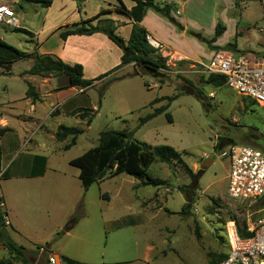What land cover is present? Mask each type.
<instances>
[{"label":"rangeland","instance_id":"1","mask_svg":"<svg viewBox=\"0 0 264 264\" xmlns=\"http://www.w3.org/2000/svg\"><path fill=\"white\" fill-rule=\"evenodd\" d=\"M84 1L89 8L97 3ZM172 6L177 25L172 24L180 35L173 36V44L195 55L194 58H183L164 43L154 46L148 35L152 47L157 49L152 55L167 57L166 69L149 72L142 65L120 66L119 61L92 87H77L74 99L61 108L60 125L84 130L76 145L64 150L70 136L59 142L52 139L50 133H56L50 129L55 124L54 117L45 123V128L50 129L47 140L41 135L44 129L34 140L45 141L44 149L53 155L51 167L65 174L73 186V173L78 174L79 169L72 166L70 160L97 146L101 131L134 130L133 137L140 141L175 147L194 173H202L193 204L183 210L186 198L181 187L191 184L184 164L156 160L148 168L147 178L158 181V186L142 185L138 179L122 173L93 184L87 191L82 188L84 207L77 222L66 229L73 219L74 205L62 226L47 237L43 245L48 244L53 250L60 245L73 258L89 264H211L228 252L226 223L231 219L243 221V209L226 196L228 162L221 153L233 143L255 146L264 152V106L237 94L227 85L216 87L206 83L202 62L207 63L214 52L220 51L264 53V0H179ZM218 25L222 34L215 38ZM1 35L20 49L26 43L32 44L28 34L5 23H0ZM165 49L173 57L167 56ZM33 62L25 58L9 71L0 69V112L1 104L10 98L20 103L17 110L25 108L22 98L30 82L24 81L19 73ZM41 77L35 78V85L40 81L44 83ZM57 79L58 84L68 82L65 75ZM68 90L65 93L69 94ZM186 92L192 94H183ZM176 94L180 96L165 112L140 126L142 117L166 105L169 102L166 97ZM156 98L162 100L152 103ZM49 100L43 105L47 112L52 110ZM90 104L96 105L97 111L89 127L81 117L68 112L69 106L82 109ZM56 111L53 110V116L57 115ZM167 112L172 116V123L167 120ZM27 127L34 130L37 125L30 121ZM20 132L24 134L23 128ZM26 144L28 140L23 139L20 147L23 154L16 161L14 171L19 170L25 153L37 152L29 151ZM209 158L213 161L204 165ZM9 159L7 156L5 163ZM68 196L64 193L60 207L71 206ZM9 233L12 238L15 236L10 229ZM21 245L28 249L32 259L36 258L35 263L29 264H48L42 249L35 253L34 243L22 241ZM0 260L5 264H23L1 243Z\"/></svg>","mask_w":264,"mask_h":264},{"label":"crops","instance_id":"2","mask_svg":"<svg viewBox=\"0 0 264 264\" xmlns=\"http://www.w3.org/2000/svg\"><path fill=\"white\" fill-rule=\"evenodd\" d=\"M123 1L128 8L135 5L133 0ZM177 1L179 0H156L159 4H169L171 6L173 2ZM95 2L97 3L89 8L86 2L82 0L81 9H79L76 0H53L49 7H41L34 3H23L20 5L21 0H0L1 5H8L14 9L19 20L15 30L22 28L32 32L33 36L29 35V41L32 44L27 45L26 43L21 50L28 53L53 54L72 65L80 63L83 65L86 79H94L104 74L113 65H117L119 61L121 64L122 49L104 33L97 32L91 35L71 34L66 39H63L61 38V32L72 29L75 24L99 15L105 9H109V12L102 14L100 17L112 19L117 27V33L124 39H129L133 28L132 20L115 9L118 5L117 0H95ZM140 24L147 29L152 43V39L156 40L158 45L164 43L172 50L171 52L178 51L184 56L183 58L195 57V55H191V53L178 48V45L173 44V36L177 38L180 35L173 27V24L161 14L149 9ZM164 30L169 33H165ZM0 39L8 42L4 35H1ZM153 44L156 45L155 43ZM18 47L20 46L18 45ZM164 51L167 56L173 57L170 51H167V49ZM26 59L34 61L32 57ZM21 60L15 61L11 68ZM31 67L21 71L19 76L37 88L41 99L33 103L26 96V89L25 96L22 98L23 103L21 102L22 107L25 108L22 110H17L20 103L12 98L1 104L3 107L0 112V126L5 131L0 137L2 151L0 192L3 197L2 209L8 218L6 225L8 229L15 233L13 240L18 244L26 241L35 245H43V243H46L47 237H50L56 229L60 228L67 215L72 213L74 205H77L81 199L82 188L84 189V187L79 178V173H73L74 183L72 186L65 174H61L59 169L51 167L50 162L53 155L48 152V149H44L45 141L43 139L34 140V137L42 129H44V133H41V135L45 140H47L46 135H49L47 131L51 129L54 133L56 132L57 127L60 125L58 117L63 113L61 108L74 99V94H77V86L69 87V80L58 84L57 78L62 75L43 78L39 75L25 74V71ZM40 77L43 78L42 81L44 83L40 81L37 86L34 80ZM41 87H44L45 90H42ZM67 90L69 94L65 93ZM48 100L50 101L49 105L52 106L50 112L44 111L43 106L45 101L47 102ZM80 108V106L76 108L69 106V111L63 110L74 113ZM56 109L58 110V112L56 111L57 115L53 116V110ZM82 109H92L91 111L88 110L89 112L85 119L81 118L87 124L88 118H92L97 111L96 105L90 104V106L82 107ZM74 115L81 117L79 113ZM51 118H53L55 124L48 130L45 128V123ZM30 121L33 125H37L36 129L31 130L32 127H27ZM21 128H23L24 134L20 132ZM27 128L31 132L26 131L25 129ZM50 135L52 139L58 141L55 134L50 133ZM23 139L28 140L26 148L29 151L36 150L37 152L30 151L25 153L19 170L14 171L16 161L23 154L20 148ZM55 151L59 152L58 149ZM7 156L10 159L5 163ZM139 181L141 182V180ZM97 183L100 182L94 184ZM64 193L69 194V203L71 204L69 208L59 206L64 199ZM51 251L53 255L60 259L61 256H65L72 260L89 264L73 258L69 253L64 252L60 245L57 250L52 248ZM60 264H63L62 261Z\"/></svg>","mask_w":264,"mask_h":264},{"label":"trees","instance_id":"3","mask_svg":"<svg viewBox=\"0 0 264 264\" xmlns=\"http://www.w3.org/2000/svg\"><path fill=\"white\" fill-rule=\"evenodd\" d=\"M79 9H81L82 0H76ZM118 5L115 9L127 15L133 23V28L129 39H124L117 33V27L114 21L110 18H101L104 13L109 12V9L102 10L99 15L75 24V27L61 32V38L66 39L71 34H85L91 35L97 32L107 35L116 45H118L122 51L120 66L133 64L142 65L148 71L157 72L160 69H166L165 58L162 55H152L153 52H157L155 47H152L148 40V31L140 23L145 17L147 11L152 9L157 13L167 18L171 23L177 25L176 19L173 17L171 10L172 6L169 4H159L156 0H133L135 5L128 8L122 0H117ZM53 0H21L20 5L23 3H34L41 7H49ZM17 31L24 32L28 35H32V32L17 28ZM222 34L221 28L217 26L215 38ZM32 57L34 64L29 70L25 71V74L39 75L44 78L52 76L65 75L69 80V87H81L90 88L97 80L109 74H101L94 79H86L84 77L83 65L80 63L68 64L61 58L53 54H41L39 52L28 53L23 51L12 44H9L5 40L0 39V69L5 68L7 71L11 69L12 64L20 59ZM180 58V57H179ZM205 82L216 87L226 85V77L219 74H206L204 77ZM148 86V84L146 83ZM183 91V90H182ZM185 92V91H183ZM103 93H101L102 95ZM192 94V93H183ZM26 96L31 99L33 103H36L41 99L40 93L37 88L28 83L26 90ZM180 95L176 94L172 97H166L169 102L166 105L157 107L153 113L148 114L140 119V126L145 124L153 117L165 112L173 100ZM162 98H156L152 103L161 101ZM87 110V111H84ZM92 109H80L75 111L74 114L79 113L82 119L87 117V113ZM85 112V113H84ZM168 122L172 123V116L169 112L166 113ZM92 118L89 117L87 125L89 126ZM5 129L0 127V137ZM84 132L83 129L74 126H67L61 124L58 126L55 137L59 141H64L67 137H71L70 142L64 145V149L68 150L72 146L76 145L78 137ZM134 136V130L127 129L115 130L107 129L100 132L99 144L95 147L88 149L82 155L70 160V164L79 169V178L82 181L84 190L87 191L94 183L101 182L106 178L117 176L121 173L134 176L141 180L142 185L158 186L160 183L155 180H151L148 177L147 171L150 165L159 160L161 162L169 163L173 160L181 161L187 173L191 177V184L181 187V190L185 194L186 203L183 206V210L190 207L194 202V195L196 189H198V182L202 176L201 172L194 173L192 169L183 161L181 152L175 147L168 144L152 145L144 141H140ZM2 151L0 146V172H1ZM83 196L76 205V209L73 215V219L66 226V229H71L78 220V215L82 212L84 203ZM3 197L0 192V243L4 245L11 254L18 257L23 264L35 263L36 258L32 259L28 255V249L21 244L15 242L9 233V229L4 221L5 212L2 209ZM241 235H247L243 230L240 231ZM60 234V233H58ZM35 253H38L42 249L45 257L49 260L47 253H52L50 246L36 245ZM227 254V253H226ZM226 254H222L220 258L212 262L211 264H219L221 260L226 258ZM63 264H86L72 260L68 257L61 256ZM0 264H5L0 260Z\"/></svg>","mask_w":264,"mask_h":264},{"label":"built area","instance_id":"4","mask_svg":"<svg viewBox=\"0 0 264 264\" xmlns=\"http://www.w3.org/2000/svg\"><path fill=\"white\" fill-rule=\"evenodd\" d=\"M0 23L18 26L11 6L0 4ZM202 66L204 74L224 75L229 88L264 106V54L214 52ZM221 155L228 162L226 196L243 209V221L231 219L226 223L228 252L219 264H264V152L255 146L233 143ZM3 218L7 224V215ZM241 230L248 234L241 235ZM61 261L51 254L48 264Z\"/></svg>","mask_w":264,"mask_h":264},{"label":"bare ground","instance_id":"5","mask_svg":"<svg viewBox=\"0 0 264 264\" xmlns=\"http://www.w3.org/2000/svg\"><path fill=\"white\" fill-rule=\"evenodd\" d=\"M153 40V43H155L156 45H158V42L156 41V40H154V39H152ZM176 53H178V55H181V56H183L181 53H179L178 51H175ZM184 57V56H183Z\"/></svg>","mask_w":264,"mask_h":264},{"label":"water","instance_id":"6","mask_svg":"<svg viewBox=\"0 0 264 264\" xmlns=\"http://www.w3.org/2000/svg\"><path fill=\"white\" fill-rule=\"evenodd\" d=\"M210 161H213V160H212L211 158H209V159H206V161H205L204 165H208V163H209Z\"/></svg>","mask_w":264,"mask_h":264}]
</instances>
